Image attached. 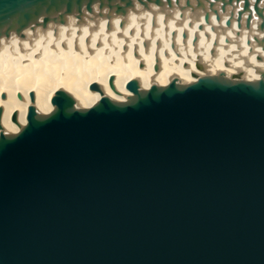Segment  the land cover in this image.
<instances>
[{
    "label": "water",
    "instance_id": "95a60500",
    "mask_svg": "<svg viewBox=\"0 0 264 264\" xmlns=\"http://www.w3.org/2000/svg\"><path fill=\"white\" fill-rule=\"evenodd\" d=\"M137 3L264 29V0H0V38ZM127 89L90 107L60 89L0 132V264H264V74Z\"/></svg>",
    "mask_w": 264,
    "mask_h": 264
},
{
    "label": "bare ground",
    "instance_id": "6f19581e",
    "mask_svg": "<svg viewBox=\"0 0 264 264\" xmlns=\"http://www.w3.org/2000/svg\"><path fill=\"white\" fill-rule=\"evenodd\" d=\"M241 6L240 2L236 7ZM216 7L221 18L212 13L207 21L202 9L155 4L145 8L137 3L125 15L99 16L96 9L81 19L70 15L65 23L50 22L1 37L0 132L20 131L31 105L38 112H51L52 98L60 89L69 92L78 107H90L103 96L126 100L132 95L127 89L132 79L141 88H149L172 79L193 82L220 72L242 73L249 80L261 78L264 42L255 38L264 39V29L258 28L260 19L254 13L247 28L245 13L240 27L235 18L228 25L232 6L225 12L220 3ZM198 61L205 70L198 68ZM93 84L100 89L93 90Z\"/></svg>",
    "mask_w": 264,
    "mask_h": 264
},
{
    "label": "rangeland",
    "instance_id": "374dc122",
    "mask_svg": "<svg viewBox=\"0 0 264 264\" xmlns=\"http://www.w3.org/2000/svg\"><path fill=\"white\" fill-rule=\"evenodd\" d=\"M235 23V22H234ZM243 24H244V22H243ZM224 25V24H223ZM244 27H245V25H244Z\"/></svg>",
    "mask_w": 264,
    "mask_h": 264
}]
</instances>
